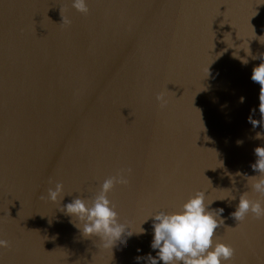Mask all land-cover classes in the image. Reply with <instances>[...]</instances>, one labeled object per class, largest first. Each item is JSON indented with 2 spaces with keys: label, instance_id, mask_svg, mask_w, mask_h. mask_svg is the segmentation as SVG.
I'll return each mask as SVG.
<instances>
[{
  "label": "water",
  "instance_id": "95a60500",
  "mask_svg": "<svg viewBox=\"0 0 264 264\" xmlns=\"http://www.w3.org/2000/svg\"><path fill=\"white\" fill-rule=\"evenodd\" d=\"M262 2L88 0L81 14L71 0H0V264H146L136 257L156 255L149 217L198 191L224 209L226 264H264V218L230 215L240 193L261 199L248 177L264 146L250 78L264 54ZM248 44L257 59L244 65L228 47L245 57ZM127 169L108 199L133 234L106 248L61 209ZM56 183L60 203L47 198Z\"/></svg>",
  "mask_w": 264,
  "mask_h": 264
},
{
  "label": "clouds",
  "instance_id": "9594fccd",
  "mask_svg": "<svg viewBox=\"0 0 264 264\" xmlns=\"http://www.w3.org/2000/svg\"><path fill=\"white\" fill-rule=\"evenodd\" d=\"M261 4H264L262 2ZM71 6L81 14L89 12L88 0H71ZM257 14V12H256ZM64 23L70 24V20L62 17ZM234 48L233 57L239 59L244 65L248 64L247 57L253 60V56L248 44L245 57L239 56V51ZM227 50V49H226ZM225 50V51H226ZM244 50V49H243ZM261 62L254 66L251 72V80L258 83L259 91V112L264 115V54L259 57ZM209 72V71H208ZM156 99L161 107L167 105V99L163 93H157ZM243 102V98H241ZM253 126L261 124L260 121L252 120ZM257 139H264V135L257 133ZM242 143L241 141L237 142ZM257 157L255 163L251 165L258 176L248 177L251 180L252 190L259 194L261 199H250L247 192H242L238 196V204L235 211L230 215L236 224L243 222L249 215L256 218H264V146H257L254 149ZM131 169L119 170L115 175L103 180L98 194L87 201L76 198L67 203L61 209L65 215L69 216L70 222L79 229L83 236H98L103 242L104 247H112L117 241L126 243V238L133 232H127V225L119 219L116 205L108 199V193L116 185H127ZM236 175H242L236 173ZM247 177V176H246ZM233 183H235L233 179ZM63 185L56 183L54 188H49L47 198L53 203L59 202L64 198ZM230 200H236L237 196L229 193ZM222 199L220 201H223ZM229 200V199H228ZM217 200L206 202L205 192L198 191L189 197L177 211L158 212L149 218L152 219L153 238L150 244L152 250L156 252L153 256L149 253L146 257L137 256L139 262L146 260V264H226L235 255V249L216 237V230L224 225L223 208L210 210V206ZM148 218V219H149ZM145 220L140 225V230L136 234H144L142 227ZM9 247V242L0 239V248ZM139 251V249H138Z\"/></svg>",
  "mask_w": 264,
  "mask_h": 264
}]
</instances>
